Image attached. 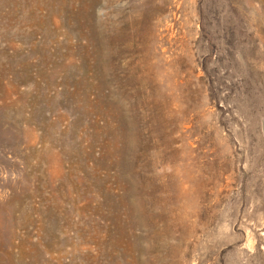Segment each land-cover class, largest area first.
I'll return each mask as SVG.
<instances>
[{
	"label": "rangeland",
	"instance_id": "obj_1",
	"mask_svg": "<svg viewBox=\"0 0 264 264\" xmlns=\"http://www.w3.org/2000/svg\"><path fill=\"white\" fill-rule=\"evenodd\" d=\"M0 264H264V0H0Z\"/></svg>",
	"mask_w": 264,
	"mask_h": 264
}]
</instances>
